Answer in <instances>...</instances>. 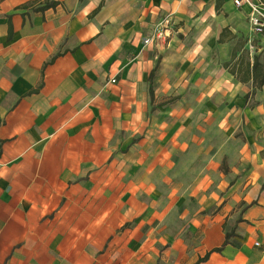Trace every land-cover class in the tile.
<instances>
[{
    "label": "crops",
    "instance_id": "0c3cea01",
    "mask_svg": "<svg viewBox=\"0 0 264 264\" xmlns=\"http://www.w3.org/2000/svg\"><path fill=\"white\" fill-rule=\"evenodd\" d=\"M234 1L0 0V264H264V3Z\"/></svg>",
    "mask_w": 264,
    "mask_h": 264
},
{
    "label": "trees",
    "instance_id": "16d2710c",
    "mask_svg": "<svg viewBox=\"0 0 264 264\" xmlns=\"http://www.w3.org/2000/svg\"><path fill=\"white\" fill-rule=\"evenodd\" d=\"M262 2L264 3V0H262ZM57 4V2L52 1L49 3H46L44 6L39 7V10H44L46 8H49L51 6H55ZM221 7V3L218 2L217 3V9L219 10ZM228 29H225L220 37V42H223L225 40V33L227 32ZM264 30V29H263ZM233 58L236 57V51H234L233 53ZM230 63H232V61L230 62H226L225 66H230ZM232 73H236L235 67L231 68ZM252 72H253V81H254V90L257 88H262V86L264 85V65L260 62V58L259 57H255L254 59V63H253V68H252ZM153 72L151 74L150 80H151V94L152 97L154 95V90H153V84H152V79H153ZM234 231V230H233ZM227 232V236H226V241L225 244L227 243H231V238L233 236H235V232ZM221 248H218L217 250H220Z\"/></svg>",
    "mask_w": 264,
    "mask_h": 264
},
{
    "label": "built area",
    "instance_id": "2783aa9c",
    "mask_svg": "<svg viewBox=\"0 0 264 264\" xmlns=\"http://www.w3.org/2000/svg\"><path fill=\"white\" fill-rule=\"evenodd\" d=\"M244 1H249V0H235L234 2L237 6H241ZM251 20H252L253 26L256 29L262 30V28L264 27V13H262L261 10L254 9V13L253 15H251ZM171 22H173V20L171 18H167L164 21V24L159 25L155 29L154 33L150 37L144 40L145 44L148 45L154 41H159L161 38H163L166 33V29H167L166 24H169Z\"/></svg>",
    "mask_w": 264,
    "mask_h": 264
},
{
    "label": "rangeland",
    "instance_id": "374dc122",
    "mask_svg": "<svg viewBox=\"0 0 264 264\" xmlns=\"http://www.w3.org/2000/svg\"><path fill=\"white\" fill-rule=\"evenodd\" d=\"M264 5V4H263ZM262 13H264L263 12V10H262ZM243 41V38H240V39H236L234 42H235V44L237 45V47L241 44V42ZM251 103H252V101H251Z\"/></svg>",
    "mask_w": 264,
    "mask_h": 264
}]
</instances>
